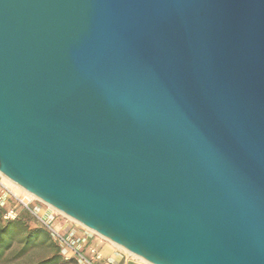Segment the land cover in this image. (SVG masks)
<instances>
[{
  "label": "water",
  "instance_id": "95a60500",
  "mask_svg": "<svg viewBox=\"0 0 264 264\" xmlns=\"http://www.w3.org/2000/svg\"><path fill=\"white\" fill-rule=\"evenodd\" d=\"M0 174L148 264H264V0H0Z\"/></svg>",
  "mask_w": 264,
  "mask_h": 264
},
{
  "label": "built area",
  "instance_id": "2783aa9c",
  "mask_svg": "<svg viewBox=\"0 0 264 264\" xmlns=\"http://www.w3.org/2000/svg\"><path fill=\"white\" fill-rule=\"evenodd\" d=\"M43 204L35 197L29 196L23 191L13 187L0 174V208L3 209L5 221L17 220L22 212H26L32 218L35 226L47 231L52 241L58 246L61 256L71 264H96L100 259L99 251L89 245L96 233L82 227L48 206L49 211L44 212L40 206ZM46 205V204H45ZM59 215L81 227L84 232L79 233L75 227L60 225Z\"/></svg>",
  "mask_w": 264,
  "mask_h": 264
},
{
  "label": "trees",
  "instance_id": "16d2710c",
  "mask_svg": "<svg viewBox=\"0 0 264 264\" xmlns=\"http://www.w3.org/2000/svg\"><path fill=\"white\" fill-rule=\"evenodd\" d=\"M3 215L0 208V264L13 255L23 257L34 248L43 249L47 255L33 264H71L63 259L45 229L31 225L29 214L22 212L14 221H5Z\"/></svg>",
  "mask_w": 264,
  "mask_h": 264
},
{
  "label": "crops",
  "instance_id": "0c3cea01",
  "mask_svg": "<svg viewBox=\"0 0 264 264\" xmlns=\"http://www.w3.org/2000/svg\"><path fill=\"white\" fill-rule=\"evenodd\" d=\"M64 225H70L75 227L79 233H83L84 230L68 221L66 218L62 219ZM91 246H94L100 253V259L96 261V264H148L141 259L129 254L113 243L107 241L106 239L100 237L99 235H94L90 240Z\"/></svg>",
  "mask_w": 264,
  "mask_h": 264
},
{
  "label": "rangeland",
  "instance_id": "374dc122",
  "mask_svg": "<svg viewBox=\"0 0 264 264\" xmlns=\"http://www.w3.org/2000/svg\"><path fill=\"white\" fill-rule=\"evenodd\" d=\"M40 206L43 208L44 212L49 211L48 206L45 205L44 203L40 204ZM58 217H59V220H60L58 224L63 226V220L62 219H64V218L61 217V215H59ZM73 223H75V222H73ZM31 225L33 227H35V224L33 223V220H31ZM46 255H47V252H45L43 249L34 248L29 253L24 255L23 257H19V258L17 257L16 258L13 255L7 261H5V262H3L1 264H33L36 261L40 260L41 258L45 257Z\"/></svg>",
  "mask_w": 264,
  "mask_h": 264
},
{
  "label": "bare ground",
  "instance_id": "6f19581e",
  "mask_svg": "<svg viewBox=\"0 0 264 264\" xmlns=\"http://www.w3.org/2000/svg\"><path fill=\"white\" fill-rule=\"evenodd\" d=\"M3 176V175H2ZM4 177V176H3ZM6 179V181H8V183H10L13 187H15L16 189H18L19 191H23L25 192L21 187H19L18 185L14 184L13 182H11L10 180H8L6 177H4ZM27 193V192H25ZM29 196H32L31 194L27 193ZM34 197V196H32ZM130 254V253H129ZM136 257V256H135ZM138 258V257H137ZM140 259V258H139ZM144 261V260H142ZM145 262V261H144Z\"/></svg>",
  "mask_w": 264,
  "mask_h": 264
}]
</instances>
